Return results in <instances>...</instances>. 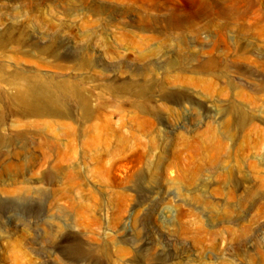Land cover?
Returning <instances> with one entry per match:
<instances>
[{"label":"rangeland","instance_id":"obj_1","mask_svg":"<svg viewBox=\"0 0 264 264\" xmlns=\"http://www.w3.org/2000/svg\"><path fill=\"white\" fill-rule=\"evenodd\" d=\"M0 264H264V0H0Z\"/></svg>","mask_w":264,"mask_h":264},{"label":"bare ground","instance_id":"obj_2","mask_svg":"<svg viewBox=\"0 0 264 264\" xmlns=\"http://www.w3.org/2000/svg\"><path fill=\"white\" fill-rule=\"evenodd\" d=\"M201 3L206 4L207 2L202 1ZM200 11H197L195 14H199ZM30 100L32 101V103L34 104H43L47 107V109L45 110L46 112H49L50 110V105L53 104V97H51L47 92L44 91H39V90H34V92H32V95L30 97Z\"/></svg>","mask_w":264,"mask_h":264}]
</instances>
